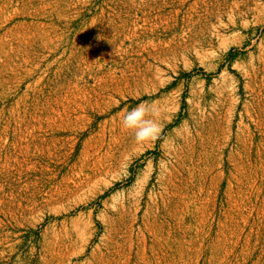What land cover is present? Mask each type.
Wrapping results in <instances>:
<instances>
[{"label":"rangeland","instance_id":"374dc122","mask_svg":"<svg viewBox=\"0 0 264 264\" xmlns=\"http://www.w3.org/2000/svg\"><path fill=\"white\" fill-rule=\"evenodd\" d=\"M137 105L156 139L122 125ZM162 246L264 264V0H0V264Z\"/></svg>","mask_w":264,"mask_h":264},{"label":"clouds","instance_id":"9594fccd","mask_svg":"<svg viewBox=\"0 0 264 264\" xmlns=\"http://www.w3.org/2000/svg\"><path fill=\"white\" fill-rule=\"evenodd\" d=\"M155 115V110L150 106L137 105L126 112L122 125L134 132L137 142L154 140L159 136L160 124L150 117Z\"/></svg>","mask_w":264,"mask_h":264},{"label":"bare ground","instance_id":"6f19581e","mask_svg":"<svg viewBox=\"0 0 264 264\" xmlns=\"http://www.w3.org/2000/svg\"><path fill=\"white\" fill-rule=\"evenodd\" d=\"M135 75H137V72L136 73H134ZM127 74L125 73L124 75H123V81H126V82H129V81H131V80H133V79H135L136 78V76L135 75H131V76H126ZM54 107V106H53ZM78 111H79V109L78 108H66L65 110H63V113H61V114H63V115H65V117H68V118H70V117H73V115H75V114H77L78 113ZM42 127L43 128H45L46 129V126H44V125H42V126H40V128L42 129ZM51 127V126H50ZM49 128V127H48ZM52 128V127H51ZM55 129V128H54ZM64 131H67V129H64V128H59V129H56L55 130V132H53L52 134V137H54L55 138V140H56V142L58 141V137H60L62 134H63V132ZM59 143V142H58ZM167 225L168 224H166V222H164L163 223V225H162V227H163V230H164V228H167ZM163 247V246H162ZM162 250H165V253H164V255L162 256V257H160L159 259H154V264H173V262H171L170 261V259L168 258V253H169V250H170V247H163V248H161ZM199 252V251H198ZM197 252V253H198ZM160 253V252H159ZM157 255H158V253H157ZM201 257V256H200ZM200 257H198V258H200Z\"/></svg>","mask_w":264,"mask_h":264}]
</instances>
